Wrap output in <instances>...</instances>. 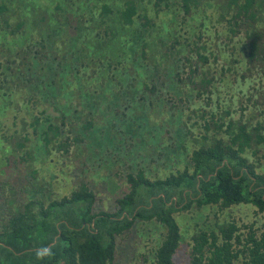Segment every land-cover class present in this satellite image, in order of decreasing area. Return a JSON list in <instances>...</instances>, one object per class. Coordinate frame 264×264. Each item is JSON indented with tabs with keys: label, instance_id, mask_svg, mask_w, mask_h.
Here are the masks:
<instances>
[{
	"label": "trees",
	"instance_id": "trees-1",
	"mask_svg": "<svg viewBox=\"0 0 264 264\" xmlns=\"http://www.w3.org/2000/svg\"><path fill=\"white\" fill-rule=\"evenodd\" d=\"M262 147L264 0H0V264H121L132 237L142 264L183 242L185 264H264ZM201 210L213 224L181 228Z\"/></svg>",
	"mask_w": 264,
	"mask_h": 264
},
{
	"label": "rangeland",
	"instance_id": "rangeland-1",
	"mask_svg": "<svg viewBox=\"0 0 264 264\" xmlns=\"http://www.w3.org/2000/svg\"><path fill=\"white\" fill-rule=\"evenodd\" d=\"M42 4H45L46 3V0H39ZM55 0H52V3L54 2ZM29 2H32V0H29ZM35 2H38V0H35ZM53 5H51L52 7ZM162 16V15H161ZM194 22V21H193ZM213 28H210L209 29V32H207L206 34H204V37L202 38V41H205L207 42V44L211 47L210 49H213L215 52L216 51H220L222 52L223 54L224 53H227V46L224 45V43L221 42V40L216 37H214L213 35ZM236 41V40H235ZM235 44V46L237 47V50L240 49V43H233ZM211 70L215 72V75L218 77L219 76V63L217 62H212L211 63ZM237 87L236 85L233 84V86H231V92H235V96L233 98V101L235 102L234 105H238L239 103V100H242L243 102L246 101V95H247V84H242V82L239 80V78H237ZM216 84V87H215V92L211 95L212 97V103H215V99L219 96V82L218 83H215ZM239 89H242L243 92H239ZM163 93V96L165 95V92H162ZM198 101V100H197ZM200 102H194L192 104V108L194 107H198V105ZM188 104V103H187ZM187 104H183L184 107H185V110L184 112H188L186 110V105ZM214 107V106H213ZM51 108V107H50ZM181 108V107H180ZM239 116V111L237 113L234 114V117H238ZM197 117L195 116H191V119L188 121V123L190 124L191 122L195 121ZM8 123V125H11L12 124V121L11 119H8V118H5V124ZM199 129V127H193V131H197ZM137 147V145L135 144V148ZM132 150H129L130 153H127L126 152V155L124 153H122V156L124 158V160L127 158V162H130V163H133V167H137L139 164L140 165H145L146 163L148 162H151V158H157V150L156 149H152V155H149L147 152H142L140 150H136L137 151V154L136 152H131ZM251 155L250 156V159H253V156L252 154H249ZM256 157L258 158L259 160V167H258V171L259 172H264V147H262L260 149V151H258V154L256 155ZM121 162V160H120ZM102 163V162H100ZM124 163V161H123ZM122 162H121V168L122 169H125L126 170V164L124 165ZM120 168V169H121ZM121 169V170H122ZM114 171V169H113ZM123 171V170H122ZM103 175L102 172H100L99 174L97 175ZM110 174V172H107V175ZM111 175V174H110ZM107 178L106 175H104L103 179ZM102 188H103V191L106 190L105 188V184L101 185ZM122 189L119 188L116 190V193H111L110 194H107V196H105V199L104 201L102 202V204H104L105 206L107 207H110L112 202L114 201V199L116 198L117 194L120 193ZM202 213L200 214H194L193 217L189 216V215H185V216H178V221H179V224L181 226V228H185L187 227V229L189 231H192V226H194V223L196 222L197 224H199L200 226H204L205 223H214L215 219L212 215V213L209 214V217L208 219H206V217H204V214L207 213V210H201ZM224 212H221L219 214V220H223L224 219ZM229 217L231 218H234L236 220V222L238 224H240L241 222H252L254 220H256V225H261L262 222H263V218L262 217H257L255 218L254 215L252 214V208L249 206V205H238V206H235L233 207L231 210H230V213L228 215ZM206 220V221H205ZM136 232V230H135ZM137 233V232H136ZM134 241L135 239L132 237L131 239H128V240H125V243L124 245L122 244V247H121V250H120V258H121V264H142V257H139L136 258V259H133V257H135L137 255L136 253V250L138 248V246L136 247L135 246V249H132V244H134ZM141 245V243H140ZM139 245V246H140ZM184 250H187V246H186V243L183 242L180 246V250H178V256L176 258V261L175 263L176 264H185L186 261H187V258H186V253L184 254Z\"/></svg>",
	"mask_w": 264,
	"mask_h": 264
},
{
	"label": "clouds",
	"instance_id": "clouds-1",
	"mask_svg": "<svg viewBox=\"0 0 264 264\" xmlns=\"http://www.w3.org/2000/svg\"><path fill=\"white\" fill-rule=\"evenodd\" d=\"M36 258L38 260H47L55 255L53 247L47 245L42 246L41 248L36 249L35 251Z\"/></svg>",
	"mask_w": 264,
	"mask_h": 264
}]
</instances>
